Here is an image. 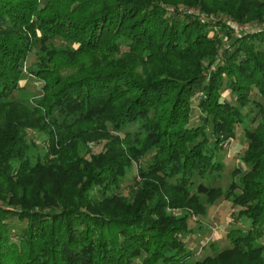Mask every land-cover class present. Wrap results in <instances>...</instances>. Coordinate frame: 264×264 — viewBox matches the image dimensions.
<instances>
[{"label":"trees","instance_id":"trees-1","mask_svg":"<svg viewBox=\"0 0 264 264\" xmlns=\"http://www.w3.org/2000/svg\"><path fill=\"white\" fill-rule=\"evenodd\" d=\"M209 1L0 0V264H264V0ZM222 8L260 24L237 36L213 18ZM36 50L43 97L23 106L10 95ZM198 93L204 123L193 126ZM249 123V169L233 200L245 229L193 262L180 238L189 216L166 210L220 195L202 180L221 178L217 152ZM30 129L49 137L36 161ZM92 142L103 150L91 153ZM135 162L128 199L118 191ZM10 219L24 225L17 240Z\"/></svg>","mask_w":264,"mask_h":264},{"label":"rangeland","instance_id":"rangeland-1","mask_svg":"<svg viewBox=\"0 0 264 264\" xmlns=\"http://www.w3.org/2000/svg\"><path fill=\"white\" fill-rule=\"evenodd\" d=\"M236 4L239 5L240 1L235 0ZM208 3L212 4L213 0ZM210 9L213 6H209ZM181 9L189 11L192 14L200 15L205 18L207 14L203 13L201 8H186L180 6ZM171 9V8H169ZM226 8L216 9L213 11V18L225 21L233 29V32L237 36L251 33L259 26L260 22L257 21H246L238 23L236 20L231 18L224 11ZM221 38V37H220ZM223 46L224 48L228 45V37L224 36ZM58 46L60 43L55 42ZM264 49V46L261 47ZM38 49V48H37ZM38 50L34 51L22 67L23 77L20 81V89L16 90L10 95V100L17 102L23 106L32 105L36 101L43 97V83L38 80L32 71H36L40 62L41 54L37 53ZM202 96L198 93L196 98L193 100V115L191 124L193 126L202 125L204 123V115H202L199 108V99ZM253 100L261 101L260 97L257 96L254 91L251 95ZM222 99L236 105V98L232 94L229 88H224ZM264 103V101H262ZM253 111V112H252ZM250 113L253 117L258 112L257 108L250 105L246 113ZM250 116V118H251ZM246 128L253 129L254 125L248 124H237L236 135L234 138L226 140L221 149L217 152V159L220 160L224 166L221 178L217 182L206 181L207 184H211L221 189L220 195L210 201L207 198L199 196L196 205L194 203H187V201H179L177 208H168L167 214L172 215L176 218H182L188 215L187 225L189 232L180 236L182 241L186 244L187 250L192 254V261L203 260L208 256L214 257L217 252H221L231 247L230 241L227 239V235L230 230L235 227L244 228L243 220L238 219V214L241 210L240 206L234 203V196L241 195V190L235 188L236 184H239L243 179L245 173L249 167L244 163L243 156L247 151L249 140L245 136ZM137 131V126L133 125L129 129L121 132L124 136L127 132ZM27 137L31 144L30 157L36 161L38 155L43 156L46 153L49 145V137L45 131H37L34 129L27 130ZM210 137V146L214 147L213 138ZM105 142L101 143H90L89 150L93 154L100 153L104 148ZM139 165L135 162L132 166L130 173L126 176V180L123 183L118 193L132 199L138 179ZM194 192V191H193ZM9 197V196H7ZM11 224L12 239L17 240L19 234L24 228V225L19 223L17 219H10L8 221ZM245 229V228H244ZM215 249V250H213ZM217 250V252H216ZM141 259H136L132 264H140Z\"/></svg>","mask_w":264,"mask_h":264}]
</instances>
